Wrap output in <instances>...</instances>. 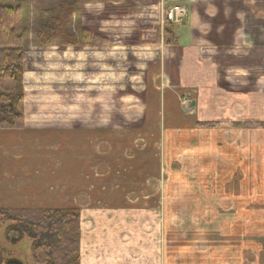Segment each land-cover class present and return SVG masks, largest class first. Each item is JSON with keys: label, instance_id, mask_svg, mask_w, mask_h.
Returning a JSON list of instances; mask_svg holds the SVG:
<instances>
[{"label": "rangeland", "instance_id": "rangeland-1", "mask_svg": "<svg viewBox=\"0 0 264 264\" xmlns=\"http://www.w3.org/2000/svg\"><path fill=\"white\" fill-rule=\"evenodd\" d=\"M0 3L21 6L22 22L27 30L23 46L27 95L52 94V68L38 61L40 56L35 50L36 46H48L52 41L39 44L34 32L58 13L61 1L42 4L41 0H0ZM79 29L77 26V32ZM201 55L215 62L211 78L216 83L186 86L179 94L182 117H157V93L148 89V83L127 80L110 84V130L93 132L91 141L100 150V145L95 143L103 135L110 153L116 152L120 148L116 145L120 143L124 156L117 160L110 155L103 161L96 157L95 164L89 163L95 158H89L87 164L78 165L81 171L94 175H76L72 183L58 179L55 163L42 164L43 156L54 157L53 150L49 151L43 143L56 138L55 133L26 131L24 125L10 129L12 136L0 138V208L52 207L75 196L77 203L84 204L87 200L86 204L102 208L108 206L107 199L117 194L119 188L138 190L149 183L160 190L171 189L172 213L168 220L172 218V229L167 237H172V264H264V105L255 100L260 105L254 104L249 109L252 121L240 123L219 119L223 116L199 119L195 100L200 93L203 96V86L208 93L215 87L226 97L229 90L250 91L258 96L261 93L264 100V51L203 52ZM30 73H36L34 80L40 83H35ZM38 73L49 77L37 78ZM59 86L56 91L67 97L68 82L62 80ZM63 99L62 102H67ZM142 104L144 113L141 110L136 114L137 110L131 106ZM92 119L94 124H100V117ZM205 122L222 123L210 128L197 126ZM185 126L190 128L186 131ZM11 140L22 144L9 148ZM148 175L151 177L147 178ZM61 184H71L76 193L63 195L62 190L58 192ZM103 189L112 192L107 190L104 195ZM131 193L125 206L139 198L136 192ZM159 200L164 201V197ZM167 203H170L168 198ZM109 205L115 206V203ZM7 225L0 218V264L6 259L35 264L30 254L31 241L23 238L17 244H9L4 235ZM123 226L137 234V226L121 224L119 228L124 229Z\"/></svg>", "mask_w": 264, "mask_h": 264}, {"label": "crops", "instance_id": "crops-1", "mask_svg": "<svg viewBox=\"0 0 264 264\" xmlns=\"http://www.w3.org/2000/svg\"><path fill=\"white\" fill-rule=\"evenodd\" d=\"M58 1L69 3L74 0ZM41 2L47 4L50 0ZM174 5L184 7L186 17L183 23L172 26L175 43L166 44L163 12ZM77 26L104 38L106 43L62 46L57 39H53L48 46H36V54L38 58L40 56L38 61L52 68V94L27 95L28 86L23 77V129L55 133L56 138L43 143L49 151L53 150L54 157L43 156L42 164L55 163L58 179L69 183L77 179L76 175H94L81 171L78 166L87 164L89 158H95L94 162H89L95 164L96 157L103 161L110 155L117 160L124 156V147L120 143L116 145L120 148L110 153L106 144L108 141L103 140V135L95 143L100 145V150L91 141L93 132L108 133L110 130L111 83L127 80L148 83V89L157 93L155 115L182 117L180 92L188 85L216 83L211 78L215 62L201 53L264 51V0H79L78 11L71 15L68 29L77 34ZM156 39H159L158 43H155ZM201 60L207 61L201 63ZM31 74L29 76L33 81L40 83V80H34L36 73ZM46 75L44 73L42 77L48 78ZM40 77L38 73L37 78ZM62 80L68 82L67 97L56 91L60 89ZM206 89L203 86V96L200 93L195 98L199 119L203 116L209 120L223 116L219 119L248 122L252 121L249 109L254 104L260 105L255 100L264 105L261 93L258 96L250 91L229 90L226 97L215 87L209 93ZM63 98L67 102H62ZM131 107L137 110L136 114L141 110L144 113L143 104ZM92 117H100V124H94ZM194 127L197 129L196 125ZM189 128L185 126L184 130ZM10 131L13 132L0 129V138L7 137V134L12 136ZM11 141L13 143L9 148L22 144ZM99 176L104 177L102 174ZM58 186V192L62 190L63 195L76 193L71 184ZM107 190L103 189L102 193L107 194ZM132 191L139 198L132 205L125 206ZM110 196L108 206L102 208L86 204L87 200L84 204L77 203L76 196L52 207L28 208H58L63 205L79 208V264H167V261L172 264V237H167V232L171 234L172 229V218L170 222L168 220L172 213L171 189L160 190L147 183L138 190L121 187L117 194L115 192ZM162 196L164 201L161 202L159 199ZM167 198L170 203H167ZM111 202L115 206L109 205ZM121 224L137 226V234H132V230H126L124 226L120 229Z\"/></svg>", "mask_w": 264, "mask_h": 264}, {"label": "trees", "instance_id": "trees-1", "mask_svg": "<svg viewBox=\"0 0 264 264\" xmlns=\"http://www.w3.org/2000/svg\"><path fill=\"white\" fill-rule=\"evenodd\" d=\"M78 5L79 0L62 1L58 13L35 30L38 43L48 44L55 38L62 45L105 44L104 38L89 30L79 29L76 34L68 29L71 15L78 11ZM22 21L20 4L0 3V129H18L24 125L23 46L27 30ZM172 26L169 23L164 26L166 44L175 43ZM221 123L205 122L197 123V126L210 128ZM0 218L8 223L4 235L9 244H17L23 238L31 241L30 254L35 264H79L78 207H6L0 208ZM4 264L21 263L6 259Z\"/></svg>", "mask_w": 264, "mask_h": 264}, {"label": "built area", "instance_id": "built-area-1", "mask_svg": "<svg viewBox=\"0 0 264 264\" xmlns=\"http://www.w3.org/2000/svg\"><path fill=\"white\" fill-rule=\"evenodd\" d=\"M186 11L184 7L174 5L166 8L163 12V22L172 25H179L184 22Z\"/></svg>", "mask_w": 264, "mask_h": 264}]
</instances>
